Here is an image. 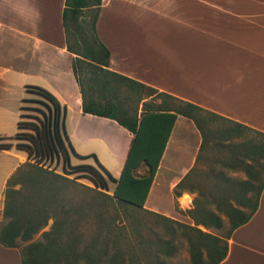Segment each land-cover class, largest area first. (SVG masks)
Listing matches in <instances>:
<instances>
[{
  "label": "crops",
  "instance_id": "crops-1",
  "mask_svg": "<svg viewBox=\"0 0 264 264\" xmlns=\"http://www.w3.org/2000/svg\"><path fill=\"white\" fill-rule=\"evenodd\" d=\"M64 5L0 0V144H11L0 149V224L6 182L29 162L13 139L21 103L34 94L27 87L46 90L65 108V137L76 163L95 157L116 180L127 158L132 135L113 120L82 113ZM96 32L109 51L110 71L264 133V0H102ZM176 128L183 139L174 143ZM201 141L194 123L177 115L144 207L160 211L159 185L176 181L175 188ZM179 152L187 154L181 164ZM0 264H21L19 250L0 245ZM219 264H264V188Z\"/></svg>",
  "mask_w": 264,
  "mask_h": 264
},
{
  "label": "trees",
  "instance_id": "trees-1",
  "mask_svg": "<svg viewBox=\"0 0 264 264\" xmlns=\"http://www.w3.org/2000/svg\"><path fill=\"white\" fill-rule=\"evenodd\" d=\"M101 2L65 0L62 27L67 51L73 55L72 72L81 95L82 113L113 120L132 135L118 179H113L94 157L98 168L115 184L113 193L94 192L86 203H71L68 195L72 185L70 180L26 162L6 182L0 245L18 249L21 264H171L168 260L178 250L179 234L187 243L190 264H219L227 256L228 240L233 231L246 224L258 208L264 188V178L261 177V173H264V133L110 71L109 51L96 32ZM27 91L45 99L53 106L55 113L40 122L39 127L34 126V134L27 138L29 145L18 143L16 147L27 153L29 161L47 158L55 149L63 159L68 160L58 124L60 113V128L65 137V108H61L57 100L44 89L27 87ZM123 92L135 93L138 103L143 100L142 96L150 93L148 97L155 95L171 99L180 103L181 107L152 110L143 102L140 114L137 111L130 113L121 97ZM194 112L232 125L233 129L218 132L221 142L240 138L243 130L263 139L242 144L240 156L237 152L233 153L235 156L230 168L234 171L244 170L247 179L231 182L232 186L227 187L232 188L233 192L219 198L222 205L218 208L229 222L225 237L213 236L144 209L177 115L194 123L201 135L202 150L207 131L203 130ZM20 125L18 122V129ZM19 136L17 133L13 139ZM65 140L69 148L66 137ZM10 147L9 143L0 144V149ZM244 156L249 158L250 164L243 163L241 158ZM140 166L146 168L143 176L135 175ZM85 167L106 189L103 176L94 167ZM188 174L175 186V191L182 186ZM248 194L250 197L246 198ZM230 199L236 206L230 205ZM240 207H248L249 212L243 213ZM137 212L148 217L144 224L143 215ZM194 212L201 213L202 220H198ZM190 214L196 226L223 227L221 218L213 213L194 209ZM153 220L165 223L164 234L154 231ZM49 221H52L49 231L42 232L35 239Z\"/></svg>",
  "mask_w": 264,
  "mask_h": 264
},
{
  "label": "rangeland",
  "instance_id": "rangeland-1",
  "mask_svg": "<svg viewBox=\"0 0 264 264\" xmlns=\"http://www.w3.org/2000/svg\"><path fill=\"white\" fill-rule=\"evenodd\" d=\"M149 94L150 93H147V95L142 96L141 98L143 100L140 103L137 101V95L133 92H123L121 97L124 101L126 109L130 113L137 111L138 114H140L143 102H145L152 110H158L160 108L179 109L181 107V104L176 101L155 95L148 97ZM54 113L53 106L35 93L23 100L19 112V121L21 125L18 131L20 134L17 140L18 143L29 145L30 143L27 141V138L34 134L32 131L34 126L39 127L40 122L44 121V119L48 116H52ZM193 115L200 121L201 125H203V130L207 131V135L202 150L199 148V151L195 153L194 149H192L195 161L190 169L188 177L184 179L182 186L176 191L171 187V185L176 183V181L170 182V187L167 184L159 185L158 195H154V198L155 207H157L160 211L153 212L147 209V207H144V209L146 211L170 218L181 224L196 227L202 232L209 233L213 236L225 237L229 230V222L223 211L218 208L222 205L219 198L224 194H227L228 196L231 192H233L232 188L227 187L232 186L231 182H243L247 179V174L244 170L238 169L234 171L230 168V163H233L235 156L233 153L237 152L240 156L242 153L240 146L242 144L250 141L257 142L263 139L257 137L252 132L243 130L240 133V138H235L233 140H229L228 142H221L218 132H223L225 129H233L231 124L219 120H211V118L206 114L194 112ZM58 118L59 135L66 146L69 156L68 160L63 159L61 153L55 149L49 157L41 159L37 158L30 160L29 162L49 173L56 174L70 180L72 185L70 184L71 187L68 191V195L71 203L77 205L86 203L89 201L88 197L94 194V192L112 195L115 184L98 168L95 161H90L89 163L75 162L71 155V151L66 145L65 137L63 136L60 128V113H58ZM173 137L174 139H172V142L174 143L183 139V136L181 137L177 128L174 131ZM17 141H15V143H17ZM218 144H220V146H218ZM186 158V153L179 152V164L184 162ZM248 159L245 156L241 158L244 164L249 163ZM85 166L94 167L103 176L107 184L106 189L101 186L98 179L87 171ZM145 174L146 168L144 166H140L135 172V175L137 176H143ZM161 174L162 170L160 171V175ZM161 176H164V172ZM261 177L264 178V173H261ZM179 182L180 181H178V183ZM16 189H18V187H16ZM247 197H250V195L248 194L246 198ZM231 200L232 199L229 201L230 205L236 206ZM194 209L198 212H200V210L207 211L219 216L222 220L223 227L221 229H216L212 225L208 228H204L200 225L196 226L190 214V211ZM240 210L245 214L249 212L248 207H240ZM137 213L141 214V212ZM141 215L144 217V224L148 217L145 214ZM194 215L198 220H202L201 213L194 212ZM153 223L155 232L165 233L164 222L160 220H153ZM51 224L52 221H49L47 226L37 236H35V239H38L42 232L49 231ZM177 245L179 247L176 254L168 261L171 264H190V254L187 243L179 234L177 236Z\"/></svg>",
  "mask_w": 264,
  "mask_h": 264
}]
</instances>
